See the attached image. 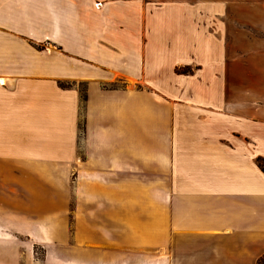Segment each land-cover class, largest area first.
I'll list each match as a JSON object with an SVG mask.
<instances>
[{"label": "crops", "instance_id": "1", "mask_svg": "<svg viewBox=\"0 0 264 264\" xmlns=\"http://www.w3.org/2000/svg\"><path fill=\"white\" fill-rule=\"evenodd\" d=\"M257 158L264 0H0V264H257Z\"/></svg>", "mask_w": 264, "mask_h": 264}, {"label": "trees", "instance_id": "2", "mask_svg": "<svg viewBox=\"0 0 264 264\" xmlns=\"http://www.w3.org/2000/svg\"><path fill=\"white\" fill-rule=\"evenodd\" d=\"M176 72L180 73V74H187V73L191 72V70L189 68H178V69H176ZM59 86L62 88L63 87L66 88V87H70V84L61 82V83H59ZM256 162H257V166L260 169V171L262 173H264V159L263 158H257ZM257 264H264V256L258 260Z\"/></svg>", "mask_w": 264, "mask_h": 264}, {"label": "rangeland", "instance_id": "3", "mask_svg": "<svg viewBox=\"0 0 264 264\" xmlns=\"http://www.w3.org/2000/svg\"><path fill=\"white\" fill-rule=\"evenodd\" d=\"M42 257H43V249L39 246L34 247V258L36 260V261H34V264H41ZM20 264H24V262L21 261Z\"/></svg>", "mask_w": 264, "mask_h": 264}]
</instances>
